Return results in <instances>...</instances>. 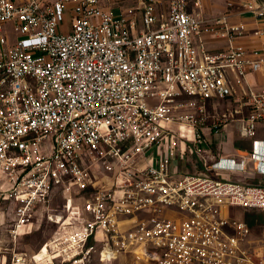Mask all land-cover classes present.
Masks as SVG:
<instances>
[{"label":"built area","instance_id":"1","mask_svg":"<svg viewBox=\"0 0 264 264\" xmlns=\"http://www.w3.org/2000/svg\"><path fill=\"white\" fill-rule=\"evenodd\" d=\"M125 1L0 0V216L41 264H264V0Z\"/></svg>","mask_w":264,"mask_h":264},{"label":"rangeland","instance_id":"2","mask_svg":"<svg viewBox=\"0 0 264 264\" xmlns=\"http://www.w3.org/2000/svg\"><path fill=\"white\" fill-rule=\"evenodd\" d=\"M106 4L115 8L118 4V1L106 0ZM68 24L69 19L66 18V25L68 26ZM7 31L8 30L6 29L5 32L7 33ZM10 34L13 35L12 32ZM220 139L222 138L217 137L216 141L219 142ZM223 140H229V137H225L223 138ZM240 142L242 141L234 137L233 143L235 148H238L237 144ZM246 144L247 143L244 142L243 146H246ZM210 163L211 162H208V166ZM184 167H186V169L190 173L213 176V172L207 171V168L204 167L195 157H193L189 162H185ZM249 171H252V167H250ZM229 179L242 182V177L235 173H232L231 177L226 178L225 180ZM246 181L252 184L258 183L256 179H247ZM6 221V215L4 217L0 216V264H11L15 255H19L20 257H22L24 264H41V260H34L33 257L37 256L38 258H40L39 254L43 243L47 241V238L49 237L54 228L49 227L48 229L44 230L40 229L38 231H35L34 233L26 232L23 233L21 237H17L16 241H14L13 237L11 236V232L7 227ZM131 262L132 261L129 258L118 256L115 260H112L111 262H100L99 260L92 258L89 259L86 264H131Z\"/></svg>","mask_w":264,"mask_h":264},{"label":"crops","instance_id":"3","mask_svg":"<svg viewBox=\"0 0 264 264\" xmlns=\"http://www.w3.org/2000/svg\"><path fill=\"white\" fill-rule=\"evenodd\" d=\"M117 1H118V4L115 8L111 7L110 5H107L106 0H101V4L106 9H111L115 12H118L126 5V1L125 0H117Z\"/></svg>","mask_w":264,"mask_h":264},{"label":"trees","instance_id":"4","mask_svg":"<svg viewBox=\"0 0 264 264\" xmlns=\"http://www.w3.org/2000/svg\"><path fill=\"white\" fill-rule=\"evenodd\" d=\"M237 144V143H236ZM243 144H244V142H240V143H238L237 145H238V148L239 149H247V150H249L250 151V146H248V144H246V146H243ZM255 181V180H254ZM246 183L247 184H251V185H255V184H252V183H248L247 181H246Z\"/></svg>","mask_w":264,"mask_h":264}]
</instances>
